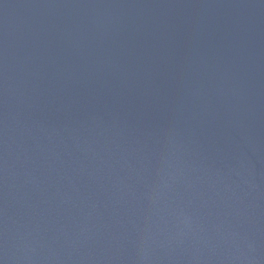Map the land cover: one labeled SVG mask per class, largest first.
<instances>
[{"label":"water","instance_id":"water-1","mask_svg":"<svg viewBox=\"0 0 264 264\" xmlns=\"http://www.w3.org/2000/svg\"><path fill=\"white\" fill-rule=\"evenodd\" d=\"M0 264H264V0H0Z\"/></svg>","mask_w":264,"mask_h":264}]
</instances>
